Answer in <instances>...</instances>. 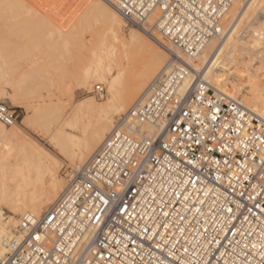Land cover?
Segmentation results:
<instances>
[{"label": "built area", "instance_id": "obj_1", "mask_svg": "<svg viewBox=\"0 0 264 264\" xmlns=\"http://www.w3.org/2000/svg\"><path fill=\"white\" fill-rule=\"evenodd\" d=\"M114 2L180 56L45 213L0 239V264H264V118L185 60L222 37L231 0ZM15 122L0 103V123Z\"/></svg>", "mask_w": 264, "mask_h": 264}, {"label": "bare ground", "instance_id": "obj_2", "mask_svg": "<svg viewBox=\"0 0 264 264\" xmlns=\"http://www.w3.org/2000/svg\"><path fill=\"white\" fill-rule=\"evenodd\" d=\"M83 1L99 17L103 36L108 37L111 44L105 57L96 56L93 68L86 70L83 79L88 89L92 81L105 82L107 97L104 104L83 99L75 103L67 114L61 115L58 111V122L47 137L54 149L69 160L72 170H78L87 162L115 123L142 100L154 78L176 56H180L155 31L154 19L148 18L141 26L131 25L120 15L114 0ZM253 1H245L234 20L226 22L227 15L230 16L233 10L235 14L236 4L242 2L231 0L224 18L222 37L210 39L195 58L185 60L214 89L264 118V89L257 80L264 68V29L249 30L247 17L248 21L244 22L246 31L240 34L243 42L240 44L233 35L237 23ZM261 3L255 7L259 6L258 9L264 13V2ZM124 27L130 29L126 41L123 39ZM146 47L149 51L147 60L139 67L135 66L134 53L138 54ZM240 53L242 62L237 67L234 60ZM252 67H256L253 76L250 74ZM78 114L82 115L80 119L76 117ZM112 115L122 116L112 124ZM56 164L57 161L41 145L31 138L23 139L19 129H7L0 124V239L9 235L24 215L45 213L65 189L67 182L64 185L59 179Z\"/></svg>", "mask_w": 264, "mask_h": 264}, {"label": "rangeland", "instance_id": "obj_3", "mask_svg": "<svg viewBox=\"0 0 264 264\" xmlns=\"http://www.w3.org/2000/svg\"><path fill=\"white\" fill-rule=\"evenodd\" d=\"M241 1L236 4L237 12L233 14V10L227 15L226 22L234 20L247 0ZM261 2L264 0H254L237 23L233 35L240 44L243 42L240 34L246 31L245 20L250 21L249 30L264 29V13L259 6L255 7ZM129 31L123 28L125 41ZM103 35L99 17L83 0H0V103L16 116L13 127L0 124L7 129H19L23 139L31 138L41 145L57 161V175L64 185L72 165L47 137L58 122V111L67 114L83 99L104 104L105 82L92 81L89 89L83 83L86 70L93 68L96 56L105 57L109 51L111 42ZM148 52L146 47L134 53L135 66L147 60ZM242 56L240 53L235 57L237 67L241 66ZM260 74L257 80L264 89V68ZM97 85L104 89L101 96L96 94ZM120 116L112 115V124ZM76 117L80 119L82 115Z\"/></svg>", "mask_w": 264, "mask_h": 264}]
</instances>
